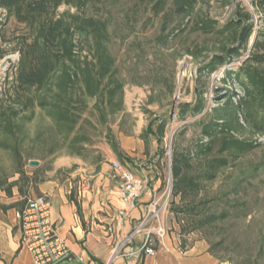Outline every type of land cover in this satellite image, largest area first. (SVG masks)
Segmentation results:
<instances>
[{
    "label": "rangeland",
    "instance_id": "rangeland-1",
    "mask_svg": "<svg viewBox=\"0 0 264 264\" xmlns=\"http://www.w3.org/2000/svg\"><path fill=\"white\" fill-rule=\"evenodd\" d=\"M171 7L168 5L160 16L150 11L149 0H103L87 9L88 16L110 21L109 47L117 59L125 90L124 112L109 116L106 126L95 111L86 114L92 125L83 124L77 133L87 134L91 140L84 145L82 156L73 154L63 144V136L43 111L25 107L29 93L19 88L16 74L20 50L32 41L34 33L30 25L0 10V178L9 182L19 178L14 174L18 163L16 148L25 164L24 171L33 177L37 188L62 189L73 197L79 184L86 179L92 181L102 165L115 158L108 143L112 139L125 157L124 161L117 157L115 161L137 175H142L143 169L149 174L152 165L157 167L162 184L158 198L165 199L172 184L169 167L174 150L194 153L189 170L193 176L207 171L208 161L214 158L229 159L228 167L219 170L214 181H201L197 198L209 202L212 211L227 213L229 217L195 231L199 234L196 242L204 240L210 252L227 264H264V135L254 133L241 115L239 123L243 127L232 135L254 144L253 151L235 158L229 152L221 153L222 142L218 141L210 154H200L203 125L211 121L213 109L225 101V71H237L251 57L255 33L264 32V7L259 0H197L194 11L186 17L172 14ZM68 10L76 13L61 7L56 14L61 16ZM247 15L250 21L246 24L254 25L255 30L247 49H241L239 58L225 68H217L210 75L202 72L212 57L225 55L224 46L239 47L241 43L233 40L232 32L225 27L232 20L243 22ZM202 21L211 22L217 31L208 34L200 30L197 25ZM257 66L264 70V64ZM233 89L240 91L238 86ZM200 101L205 104L203 113L183 119L180 111L184 105L193 107ZM5 117L12 120V133L3 127ZM163 120L167 129L163 144H159L149 131H155ZM30 161H38L39 166H32ZM28 188L30 197L40 195L33 186ZM17 192L16 188L14 194ZM171 196L172 193L165 222L150 223L142 234L163 224L167 237L178 239L179 253L183 226H194L188 220L181 223L175 211L186 206L190 198L183 201ZM144 198L145 195L137 204ZM142 221L143 218L136 221V227ZM154 241L155 246L160 245ZM122 246L118 245L116 254Z\"/></svg>",
    "mask_w": 264,
    "mask_h": 264
},
{
    "label": "trees",
    "instance_id": "trees-1",
    "mask_svg": "<svg viewBox=\"0 0 264 264\" xmlns=\"http://www.w3.org/2000/svg\"><path fill=\"white\" fill-rule=\"evenodd\" d=\"M98 2L103 0H0L1 11L23 24L30 25L34 33L32 41L20 50V64L16 74L19 88L29 93L25 98V107L43 111L63 136V144L68 145L77 156H82L84 145L91 140L87 134L77 133L83 124L92 125L86 117L90 110L99 115L101 124L105 126L109 123V116L124 112L125 85L120 77L117 59L109 47L112 38L110 21L87 15L89 6ZM196 3L197 0H149L150 11L156 16H160L167 6L171 5L172 14L186 17L192 14ZM259 3L264 7V0H259ZM61 7L74 9L76 13H70L68 10L59 16L56 13ZM245 17L243 22L240 19L232 20L225 27L232 32L233 40L241 43L239 47L224 46L222 51L225 55L212 57L211 61L201 68L202 72L207 71L210 75L217 68H225L239 58L241 49H247L255 30L254 25L246 24L250 21V16ZM197 27L208 34L217 31L208 21H202ZM255 34L257 37L251 57L237 71L230 68L225 71V101L213 109L211 121L203 125L201 155L210 154L218 141L222 142L221 153L229 152L235 158H239L242 153L253 151L256 148L254 144L240 141L232 135L243 127L239 123L241 115L254 133L264 135V70L257 66L264 64V32ZM236 86L240 91H234L233 87ZM90 103H93L92 107ZM204 107L205 104L200 101L193 107L184 105L180 113L183 119L186 115L197 117L203 113ZM3 121L4 129L12 133L11 118L5 117ZM166 126L167 122L163 120L155 131H149L159 144H163ZM108 143L113 155L124 161L125 157L119 146L112 139ZM159 151L162 156L164 150ZM14 152L18 162L14 174H18L19 178L13 182L0 178V189L13 201L9 205H2L1 209H17L20 213L31 198L28 187L33 186L38 194L40 190L33 182V177L24 171L25 164L20 160L16 148ZM172 155L171 197H179L183 201L190 198L186 206L175 211L181 223L188 220L194 226H183L180 237L229 217L227 213L218 214L212 211L208 207L209 202L197 200L202 189L201 181H214L219 170L228 167L229 159L214 158L208 161L207 171L193 176L189 170L191 158L195 157L194 153L174 150ZM16 188L17 195L14 194ZM16 198L18 199L15 201ZM71 201L80 210L79 203L74 198ZM183 246H187L186 241ZM158 248L159 245H156L155 250Z\"/></svg>",
    "mask_w": 264,
    "mask_h": 264
},
{
    "label": "crops",
    "instance_id": "crops-1",
    "mask_svg": "<svg viewBox=\"0 0 264 264\" xmlns=\"http://www.w3.org/2000/svg\"><path fill=\"white\" fill-rule=\"evenodd\" d=\"M115 159L104 163L92 181L86 179V182L79 184L73 197L62 189L39 187L40 195L48 193L52 197L53 221L75 256L92 260L94 264H227L210 252L204 240L193 242L186 252L178 253V239L175 237H167L165 246L159 245L156 250V256L132 255L145 242V235L134 232L137 228L135 222L143 216L142 203L148 199L146 197L139 202L137 209L131 212L121 228L113 227L118 212L125 207L118 187L111 178ZM150 170L149 174L153 176L157 167L152 165ZM157 184L161 187L160 180ZM72 198L79 203L80 210L71 201ZM12 202L0 191V264H34L30 253L19 245L21 231L18 210L1 209L2 205ZM121 244L123 246L116 254Z\"/></svg>",
    "mask_w": 264,
    "mask_h": 264
},
{
    "label": "built area",
    "instance_id": "built-area-1",
    "mask_svg": "<svg viewBox=\"0 0 264 264\" xmlns=\"http://www.w3.org/2000/svg\"><path fill=\"white\" fill-rule=\"evenodd\" d=\"M111 171V178L117 185L120 199L125 205L124 209L118 212V218L113 226L115 229L123 226L124 221L130 217L131 212L137 209V201L144 195L148 200L142 203L144 205L143 221L137 226L134 233L142 234L146 226L152 222H165L169 215L167 209L169 197L172 193V184H169L165 193V199L163 198L164 196L158 198V192L161 188L157 184L160 180L158 170L151 176L143 169L142 175L139 176L130 167L127 168L121 163L114 161ZM52 209V197L48 193L31 197L28 200L25 209L18 213L19 231H21L19 245H21V248L30 253L34 264H60L64 261L67 264L75 262L79 264H94L92 260H85L73 254L69 245L59 234V230H57L56 224L53 221ZM167 234V227L163 224L159 225L158 228L147 231L144 244L138 247L132 255L137 257H141L142 255L156 256L154 240L164 247ZM179 238L178 251L183 254L188 250V246L191 243L199 239V234L197 232H190ZM184 241L187 242L185 248L183 246Z\"/></svg>",
    "mask_w": 264,
    "mask_h": 264
},
{
    "label": "water",
    "instance_id": "water-1",
    "mask_svg": "<svg viewBox=\"0 0 264 264\" xmlns=\"http://www.w3.org/2000/svg\"><path fill=\"white\" fill-rule=\"evenodd\" d=\"M171 163H172V161H171ZM30 164H31L32 166H35V167L39 166V162H38V161H31ZM170 170H171V169H170ZM171 173H172V170H171ZM171 192H172V187H171Z\"/></svg>",
    "mask_w": 264,
    "mask_h": 264
}]
</instances>
